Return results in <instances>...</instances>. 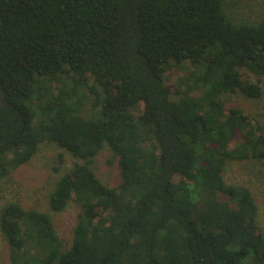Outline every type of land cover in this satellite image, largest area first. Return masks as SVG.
Wrapping results in <instances>:
<instances>
[{
  "label": "trees",
  "instance_id": "16d2710c",
  "mask_svg": "<svg viewBox=\"0 0 264 264\" xmlns=\"http://www.w3.org/2000/svg\"><path fill=\"white\" fill-rule=\"evenodd\" d=\"M230 14L224 0H0V179L44 141L82 160L48 199L78 204L70 242L47 212L1 210L10 264H264L256 198L226 179L264 161V124L225 98L263 95L264 10ZM104 150L115 184L94 167Z\"/></svg>",
  "mask_w": 264,
  "mask_h": 264
},
{
  "label": "rangeland",
  "instance_id": "374dc122",
  "mask_svg": "<svg viewBox=\"0 0 264 264\" xmlns=\"http://www.w3.org/2000/svg\"><path fill=\"white\" fill-rule=\"evenodd\" d=\"M224 3L226 11L236 17V20L250 14L256 16L264 10V0H224ZM189 66L190 63L187 68ZM186 74L184 65L173 64L167 81L175 89L181 76ZM262 80L263 95L260 98L245 97L237 93L226 94L225 98L229 105L244 109L252 118L264 124V77ZM193 94L199 92L194 91ZM109 154L108 150L101 152L94 167L97 175L105 183L115 184L118 169L108 164ZM79 161L82 160L74 157L57 143L42 142L31 161L11 170L0 179V213L11 202H18L27 209L34 208L47 212L52 216L59 235L66 243L70 242L79 210L78 204L71 201L63 211H54L50 208L48 199L60 175ZM226 179L228 182L244 184L252 190L259 206L261 227L264 232V161L259 162L255 159L234 161L226 172ZM221 198L226 199L223 195ZM0 264H10V247L1 227Z\"/></svg>",
  "mask_w": 264,
  "mask_h": 264
},
{
  "label": "water",
  "instance_id": "95a60500",
  "mask_svg": "<svg viewBox=\"0 0 264 264\" xmlns=\"http://www.w3.org/2000/svg\"><path fill=\"white\" fill-rule=\"evenodd\" d=\"M4 98H5V94L0 85V108L5 104Z\"/></svg>",
  "mask_w": 264,
  "mask_h": 264
}]
</instances>
